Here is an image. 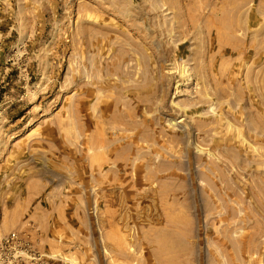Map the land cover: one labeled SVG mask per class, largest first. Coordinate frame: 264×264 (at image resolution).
<instances>
[{"label":"rangeland","instance_id":"rangeland-1","mask_svg":"<svg viewBox=\"0 0 264 264\" xmlns=\"http://www.w3.org/2000/svg\"><path fill=\"white\" fill-rule=\"evenodd\" d=\"M0 264H264V0H0Z\"/></svg>","mask_w":264,"mask_h":264},{"label":"bare ground","instance_id":"bare-ground-1","mask_svg":"<svg viewBox=\"0 0 264 264\" xmlns=\"http://www.w3.org/2000/svg\"><path fill=\"white\" fill-rule=\"evenodd\" d=\"M209 47V46H208Z\"/></svg>","mask_w":264,"mask_h":264}]
</instances>
